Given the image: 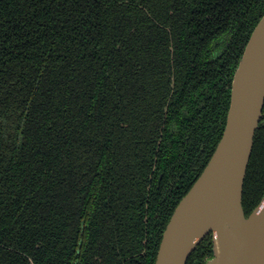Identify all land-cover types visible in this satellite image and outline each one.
Wrapping results in <instances>:
<instances>
[{"label": "trees", "instance_id": "trees-1", "mask_svg": "<svg viewBox=\"0 0 264 264\" xmlns=\"http://www.w3.org/2000/svg\"><path fill=\"white\" fill-rule=\"evenodd\" d=\"M263 16L264 0H0V264H155ZM263 196L264 111L247 215ZM213 256L211 232L187 264Z\"/></svg>", "mask_w": 264, "mask_h": 264}, {"label": "water", "instance_id": "water-1", "mask_svg": "<svg viewBox=\"0 0 264 264\" xmlns=\"http://www.w3.org/2000/svg\"><path fill=\"white\" fill-rule=\"evenodd\" d=\"M264 111V16L234 74L223 135L202 174L177 205L155 264H187L213 233L214 256L204 264H264V196L247 215L243 194Z\"/></svg>", "mask_w": 264, "mask_h": 264}, {"label": "flooded vegetation", "instance_id": "flooded-vegetation-1", "mask_svg": "<svg viewBox=\"0 0 264 264\" xmlns=\"http://www.w3.org/2000/svg\"><path fill=\"white\" fill-rule=\"evenodd\" d=\"M223 40H226L225 41V44H222V46H220L221 47V49H217L216 48V55H218L217 57H221L224 53H225V51L227 50V47H229L231 44V41H230V38H228L227 36H225L223 39H222V41ZM221 51H223L222 53H221V55H220V52ZM233 80H234V77H233V79H232V82H231V85H230V81H229V79H226L225 80V82H226V86H227V88L229 89V87L231 88V101H232V86H233ZM217 102H219V99H218V97H217ZM209 105V104H208ZM230 105H231V102H230ZM210 108V106L208 107V109ZM230 108V107H229ZM199 111H202L203 112V110H199ZM229 112V111H228ZM222 113V111H221V108L220 107H218L217 106V136L219 135V133H220V125H221V114ZM201 116H204V114H202ZM227 117H228V114H227V116H226V122H227ZM214 119H216V117H213ZM212 126H214V124L212 125Z\"/></svg>", "mask_w": 264, "mask_h": 264}]
</instances>
